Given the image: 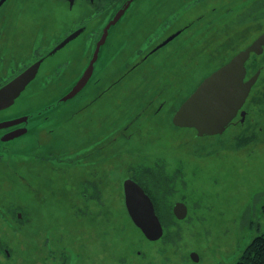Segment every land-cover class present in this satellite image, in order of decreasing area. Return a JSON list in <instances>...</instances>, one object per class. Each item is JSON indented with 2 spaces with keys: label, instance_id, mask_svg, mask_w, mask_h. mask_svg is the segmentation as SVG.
Segmentation results:
<instances>
[{
  "label": "rangeland",
  "instance_id": "obj_1",
  "mask_svg": "<svg viewBox=\"0 0 264 264\" xmlns=\"http://www.w3.org/2000/svg\"><path fill=\"white\" fill-rule=\"evenodd\" d=\"M125 1L99 0L100 16L60 57L68 69L49 85L47 73L40 76L16 110L40 108L71 90ZM135 2L101 46L93 78L101 83L51 102L60 104L48 127L29 137L30 150L0 154V243L11 251L0 253V264H233L264 233V49L246 76L260 70L244 121L238 114L224 133L200 137L173 122L199 82L264 32V0ZM97 8L76 3L70 30ZM51 35L24 42L16 67H8L13 56L3 58L0 79L28 63L36 47L50 48ZM38 137L48 160L31 151ZM127 177L141 181L166 212L164 240L149 241L130 218ZM177 200L188 204L182 219L173 213ZM193 250L200 261L190 258Z\"/></svg>",
  "mask_w": 264,
  "mask_h": 264
},
{
  "label": "flooded vegetation",
  "instance_id": "obj_2",
  "mask_svg": "<svg viewBox=\"0 0 264 264\" xmlns=\"http://www.w3.org/2000/svg\"><path fill=\"white\" fill-rule=\"evenodd\" d=\"M98 1L99 0H74L73 3H71V0H0V69H1L0 71H2V69H3L2 68V66L4 65V59L3 58H5L6 56H13L12 58H9V61H8L9 66L8 67L9 68L10 67H16L13 65L15 62H17V60H19V57L22 54L21 50H22V46H23L24 42L35 41V40H38L39 38H44L45 36H50L51 33H52L51 39H54L55 37H57L55 42L52 43V46H50V48L45 49V50H40L41 47H36L34 50L35 53L33 54L34 57L28 63H26L24 66L19 67L18 69H14L12 71V73H10L9 77L5 78L3 81L0 79V89H1L5 85L12 82L17 76H19L29 66H31L37 62L40 63L35 77L27 84L26 88L17 97H15L13 99V101L8 106L0 109V112L5 111V110H9V109L10 110L15 109L14 113L9 110L8 114H2L0 116V154H5L8 157H10V155H11V157H12L14 155L13 153L19 154V151H20V153H22V151L26 152V151L30 150L33 142H32V140L29 139V137L31 138L34 134L36 137L40 131L45 130L48 127V125L46 123H48L51 120L50 117L54 113L53 110L55 108H57V106H59V104H60V103L58 105L52 104L51 102L56 103V102L61 101V100L63 101L64 100L63 97L70 90L63 96H57V97L52 98V99H47V103L44 106L37 108V109L36 108H29L27 110H23V109L22 110H16V107L19 104V99L22 98L21 97L22 93L28 87H30L34 82H36V80L40 76H44V74L47 73L45 83H46V85H49L52 81H55L56 79H58L62 75V73L68 69L70 61L68 60V58L61 59L60 57H63L64 55H66L69 52V49H67V47H69V41L65 42L60 47H58V46L62 43V41L66 37H68L71 33L75 32L77 30L81 31L79 34L85 33L84 31L86 30V27H88L87 25L90 24L93 19L98 18L100 16L99 14H100L101 9H99V8H102V6H101V4L99 5ZM135 1L136 0H133L131 2L132 7L137 2H139V1H137V2H135ZM78 2H82V3L85 2V3H88L90 6H91V4H93L94 6H96V8L99 5L98 6L99 8H97L98 13H95V15L93 14V16L91 15L82 21H79L80 19H78V21H76L77 23H76L75 27L72 30H70V26H69L70 25L69 24V22H70V19H69L70 18V9ZM165 24H169V21L165 22ZM99 29L100 28L97 27L96 32H100ZM168 30H167V32H168ZM181 31L182 30H180V32ZM91 32H92V30H91ZM88 34L90 35V33H88ZM93 38H95V36ZM155 48L158 49L160 47L156 46ZM155 48L153 50H155ZM151 52H152V50H151ZM153 52H156V51H153ZM93 53H94V51H93ZM148 55L150 56V54H146L145 56H148ZM99 57H100V54H99ZM49 63H52V65H53V66H51V69H47L50 66ZM88 65H89V63H88ZM86 68L83 69L82 74L78 77V79L74 82L73 85H75L76 82L80 79V77L83 75ZM96 69L97 68H96V64H95V69L93 71V74L91 75V77L89 78V80L85 84V86L78 92V94L83 92L86 88H89L92 83H96V84L101 83L99 81L93 80L95 74L97 73ZM73 85L71 86L69 84L66 88H69L70 86L72 88ZM75 96H73L72 98H74ZM69 99L70 98L65 99L64 101H67ZM246 101H247V99H246ZM244 104H243V106H244ZM243 106L241 108H239L236 116L228 123V125L226 126V128L222 132L214 133V134H207L206 133V134L200 135L198 133L197 128H195V127H188V126H180V127L193 128L196 131L197 137L205 136V135H210V136L211 135H218V134H221V133H224L225 131H227L228 127L233 123L234 119L238 116V114H240L244 118V119H241V121L245 120L246 111L243 110ZM53 107H55V108H53ZM243 112H245L244 115L242 114ZM48 117H49V119H48ZM3 123H4V125H1ZM177 126H179V125H177ZM39 140H40V138L38 137L36 139V143L34 144V147H32V149H31L32 153L35 154L36 157L41 159V160L50 159V156L48 154L45 155V153H43L42 150L38 149ZM25 141H26L25 144L27 147L21 146V144ZM16 145L18 146V148L16 147ZM14 149H17V150H14ZM127 178H131V179L135 180L136 182H138L143 187L145 192L151 197V199L154 203V206H155L156 213H157V215H158V217L162 223V228H163L162 235L156 239H150L145 234V232L142 230V228L134 222V220L132 219V217H131L128 209H127V212L129 214L130 218L132 219L133 223L149 239V241L155 242L157 240H164V238L166 237V235H165L166 227L168 225V223L166 224L164 222L165 217H166V212L164 210L161 211L160 209H157L158 206L156 205V202H155L156 200L150 194V192H149L150 190L147 189L144 185H142L141 181L135 179L134 177H127ZM127 178H125V180ZM123 185H124V182H123ZM124 194H125V189H124ZM178 202L184 203L186 205V215L184 217H186L187 213H188V204L182 200H177L173 206V213L175 214V216L179 219H182V217H179L177 215V211H176V204ZM125 204H126V202H125ZM3 207H4V205L0 202V211H3V209H4ZM126 208H127V206H126ZM178 208H180L179 211L182 213L183 212V206H179ZM20 217H22L21 211H19L17 213L16 218H20ZM53 231H57V230H53ZM45 243L46 242H43L42 244H45ZM163 243H165V241ZM245 248H246V246H245ZM245 248H243L241 250L240 254L238 255V257L236 258V261H234L233 264H235L237 261H242L241 255L244 252ZM49 251L53 252V248L51 246L49 248ZM2 252L5 254V256L11 255V251L9 250V248L7 246L3 245L2 243H0V253H2ZM190 256H191L190 258L194 262H198L201 260V255L198 254V251L196 252L195 250H193L191 252ZM163 259L165 260L164 257H163Z\"/></svg>",
  "mask_w": 264,
  "mask_h": 264
},
{
  "label": "water",
  "instance_id": "obj_3",
  "mask_svg": "<svg viewBox=\"0 0 264 264\" xmlns=\"http://www.w3.org/2000/svg\"><path fill=\"white\" fill-rule=\"evenodd\" d=\"M73 1L71 0V3ZM132 1L126 0L108 21L96 43L89 65L63 99L75 96L88 82L99 59L100 49L106 41L109 29L120 20ZM80 32L77 30L71 33L58 47L78 36ZM173 37L174 35L170 36L163 43ZM263 49L264 32L245 49L240 50L228 62L204 78L176 111L173 117L174 123L180 126L195 127L200 135L222 132L245 103L260 74V70H258L246 79V62L252 52L261 54ZM39 64L37 62L29 66L12 82L0 89V109L8 106L26 88L27 84L35 77ZM242 114L244 115L245 112ZM1 125H4V123ZM124 188L126 206L134 222L142 228L150 239L160 237L163 232L162 223L156 213L151 197L138 182L131 178L124 181ZM179 206H183L182 213L179 211ZM176 211L177 215L183 218L186 215V205L178 202Z\"/></svg>",
  "mask_w": 264,
  "mask_h": 264
},
{
  "label": "trees",
  "instance_id": "obj_4",
  "mask_svg": "<svg viewBox=\"0 0 264 264\" xmlns=\"http://www.w3.org/2000/svg\"><path fill=\"white\" fill-rule=\"evenodd\" d=\"M109 3H110V1H109ZM113 15H112V17H113ZM250 57H252V56H250ZM252 60H253V62L251 64H249V61H247V63H246L247 71L250 70V67L257 66V63H258V54L257 53H254ZM242 254H243L241 256L242 261H237L235 264H264V233H260V234L256 235L251 240V242L247 245V247L245 248V250Z\"/></svg>",
  "mask_w": 264,
  "mask_h": 264
},
{
  "label": "bare ground",
  "instance_id": "obj_5",
  "mask_svg": "<svg viewBox=\"0 0 264 264\" xmlns=\"http://www.w3.org/2000/svg\"><path fill=\"white\" fill-rule=\"evenodd\" d=\"M160 39V38H159ZM155 41H157V40H155ZM155 43V42H154Z\"/></svg>",
  "mask_w": 264,
  "mask_h": 264
}]
</instances>
